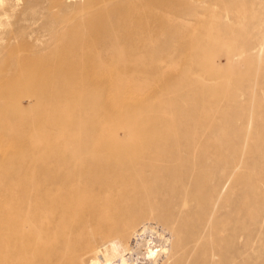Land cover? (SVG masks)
<instances>
[{"label": "rangeland", "instance_id": "rangeland-1", "mask_svg": "<svg viewBox=\"0 0 264 264\" xmlns=\"http://www.w3.org/2000/svg\"><path fill=\"white\" fill-rule=\"evenodd\" d=\"M108 163L59 232L47 172ZM100 183L125 226H96ZM2 222L7 264H44L43 238L94 229L73 241L87 250L130 223L178 235L173 264H264V0H0Z\"/></svg>", "mask_w": 264, "mask_h": 264}, {"label": "bare ground", "instance_id": "bare-ground-1", "mask_svg": "<svg viewBox=\"0 0 264 264\" xmlns=\"http://www.w3.org/2000/svg\"><path fill=\"white\" fill-rule=\"evenodd\" d=\"M112 88V87H111ZM125 95V94H124ZM100 135V134H99ZM96 143V142H95ZM5 144V143H4ZM95 146V145H94ZM93 146V147H94ZM95 148V147H94ZM119 155V154H118ZM118 157V156H117ZM120 157V156H119ZM133 157V156H132ZM131 157V158H132ZM108 158V157H107ZM106 158V159H107ZM112 158V157H111ZM130 158V157H129ZM142 158V157H141ZM120 159V158H119ZM118 159V160H119ZM125 160H128V159H124V163H122L123 165L125 164ZM130 160V159H129ZM136 160V159H135ZM95 161V160H94ZM93 161V162H94ZM100 160H98V162H99ZM102 161V160H101ZM117 163H119L118 161H117V159L115 160ZM114 161V162H115ZM137 161V160H136ZM142 161V160H141ZM88 162H89V160H88ZM104 162V161H103ZM121 162H122V158H121ZM129 162V161H128ZM127 162V163H128ZM53 163V162H52ZM82 163V162H81ZM92 163V162H91ZM112 163V162H111ZM111 163H108L107 165H105V168H101V171L99 172V173H96V174H92L90 171H88V169H87V167H86V169H87V171L86 172H84L82 175V177H75V175H71V176H69V175H67L69 172L68 171H64V172H59V174H57V175H53L52 173H51V170H49L48 172H47V174L45 175V178H44V182H45V185H46V191L45 192H47V193H50L51 195L52 194H57V201L59 202V204L60 205H62V209H60L61 211H60V213H59V215H58V222H56V229H57V227H58V229L60 228V229H63V228H67V227H69L68 226V224H67V222H68V220H69V218H71L72 216H75L76 215V213H75V208L74 209H72L71 207H74V206H72V204L73 203H75V206L76 205H79V203L80 202H82V199H83V197L85 196L84 194H88L89 193V188H95V187H93L95 184H94V182L93 181H95L94 179L96 178V180L97 179H104V177L106 176V173H109V172H113L114 171V169L116 168H119L118 166H115L116 165V163H114V166L111 164ZM86 164H89V163H86ZM95 164V163H94ZM121 164V165H122ZM85 165V164H84ZM97 165V164H96ZM98 165H100V164H98ZM101 166V165H100ZM158 166V165H157ZM124 167V166H123ZM89 168V167H88ZM164 168V167H163ZM48 169V168H47ZM90 169V168H89ZM123 169V168H122ZM125 169H126V167H125ZM125 169H124V171H125ZM123 171V172H124ZM46 172H44V173H46ZM79 173V172H78ZM95 173V172H94ZM118 173H119V171H118ZM139 173H140V171H139ZM30 174V173H29ZM29 174H27V175H29ZM32 175V174H31ZM79 175V174H78ZM104 175V176H103ZM116 175H118V174H116ZM33 176V175H32ZM108 176H109V174H108ZM110 176H112V175H110ZM109 176V177H110ZM114 176H115V174H114ZM143 176V175H142ZM20 177H22V176H18V178L17 179H19ZM120 177H121V175H120ZM31 178V177H30ZM106 178H107V176H106ZM105 178V179H106ZM111 178V177H110ZM113 178V177H112ZM117 178L119 179V176H117ZM20 179H22V178H20ZM18 180L19 182L21 181V180ZM67 179H69V186H68V190H63L62 188H61V185H62V183L64 182V181H66ZM109 179V178H108ZM143 179H144V177H143ZM149 179V178H148ZM27 180V179H26ZM29 180H31V179H29ZM32 181V180H31ZM100 181H103V180H100ZM109 181V180H108ZM108 181H107V183H108ZM22 182V181H21ZM25 182V181H24ZM38 182V181H37ZM106 182V181H105ZM34 182H31L30 183V185L31 184H33ZM95 183H96V181H95ZM112 183V182H111ZM120 184H121V182H119ZM65 184V183H64ZM110 184V183H109ZM114 184V183H113ZM34 185H35V183H34ZM104 185V184H103ZM101 183L100 184H96V186L100 189V190H102L103 191V196H102V192L100 193L101 195L100 196H102L101 197V200H100V204L101 205H96V206H94V207H97V206H99L98 207V209H96V214L95 213H93V214H95L94 216H95V220H96V226H98V228H99V226L102 224L103 225V223L105 224V223H108V225H110L111 226V224H110V222L111 221H113L112 220V216H113V214H114V216H116V218H119V223H121L120 222V219L121 218H125V219H129V216H132V213L130 212V211H128L127 212V210L126 211H122L120 208H117V207H114L116 210H118V212L117 213H114L113 211L114 210H112L113 208H110L111 207V204H110V202H112L113 200H115V199H113L112 198V196L113 195H110L111 193H112V191L116 194V190H112L111 188H114L112 185V187H106V185H105V187L103 186ZM108 185V184H107ZM116 185H118V184H116ZM24 186V185H23ZM33 186V185H32ZM44 186V185H43ZM120 186H123L122 184L120 185ZM27 187H29V185L27 186ZM31 187V186H30ZM30 187H29V189H30ZM128 187H130V186H128ZM121 188H123V187H121ZM97 189V188H96ZM115 189H116V187H115ZM125 189V188H124ZM131 188H129V190H130ZM126 190V189H125ZM128 190V189H127ZM132 190V189H131ZM98 191L99 190H97V193H98ZM133 191V190H132ZM126 193V191L124 192V194ZM128 193H130V192H128ZM135 193V192H134ZM132 194V193H131ZM46 195V194H45ZM90 195H91V193H90ZM126 196V195H125ZM134 196V195H133ZM47 197V196H46ZM55 197V196H54ZM127 198H128V196H126ZM50 198V197H49ZM53 198V197H52ZM85 198V197H84ZM94 198V196L92 197V199ZM130 198V197H129ZM129 198H128V200H129ZM131 198H132V196H131ZM86 199V198H85ZM85 199H83V200H85ZM120 199V198H119ZM156 199V198H155ZM48 200V199H47ZM158 200V199H157ZM50 201H51V199H50ZM93 201V200H92ZM92 201H90L91 203H92ZM119 202H121L120 200H118ZM45 202V201H44ZM52 202V201H51ZM86 202V205H87V201H85ZM48 203V202H47ZM155 203V206H157V207H159V208H161L159 205L160 204H158V201H155L154 202ZM49 204V203H48ZM83 204V203H82ZM128 204V203H127ZM130 204V203H129ZM123 205V208L125 207L126 208V206H130V205ZM137 204V203H136ZM81 205V204H80ZM92 205V204H91ZM91 205H90V207H91ZM94 205V204H93ZM122 205V204H121ZM135 205V204H134ZM81 206H83V205H81ZM80 206V207H81ZM88 206V205H87ZM154 206V205H153ZM46 207H48V206H46ZM45 207V208H46ZM50 207V206H49ZM57 207H58V205H57ZM87 208H89V207H87ZM86 207L84 208V209H87ZM122 208V207H121ZM129 208V207H128ZM57 209V208H56ZM91 209V208H90ZM162 209V208H161ZM92 211H93V209H91ZM77 211H79V210H77ZM86 211H88V210H86ZM90 211V210H89ZM55 212V211H54ZM94 212V211H93ZM41 213H43V211L41 212ZM45 213H47V212H45ZM56 213H57V211H56ZM78 213H80V212H78ZM90 213H92V212H90ZM113 213V214H112ZM58 214V213H57ZM84 214V213H83ZM40 215V214H39ZM42 215V214H41ZM47 215V214H46ZM53 215H54V213H53ZM53 215H52V217H53ZM80 215H82V214H80ZM79 215V216H80ZM85 215H87V213L85 214ZM92 215V214H91ZM55 216H56V214H55ZM83 216V215H82ZM134 216V215H133ZM45 217V216H44ZM47 217V216H46ZM51 217V218H52ZM86 217H88V216H86ZM93 217V216H92ZM39 218V217H38ZM43 218V217H42ZM50 218V217H49ZM54 218V217H53ZM89 218H90V216H89ZM114 218V217H113ZM48 219V218H47ZM88 219V218H87ZM115 219V218H114ZM35 220H37V217H36V219ZM35 220H33V221H35ZM54 220H55V218H54ZM57 220V219H56ZM72 220H74V218L72 219ZM77 220H78V218H77ZM91 220H93V218H91ZM90 220V221H91ZM137 219H136V216H135V221H136ZM50 221H52V219L50 220ZM71 221V220H70ZM86 221V220H85ZM134 221V220H133ZM132 221V222H133ZM38 222V221H37ZM84 222V221H83ZM95 222V221H94ZM115 222V221H114ZM129 222V221H128ZM127 222V223H128ZM33 224H35L36 222H32ZM39 223H40V220H39ZM69 223V222H68ZM118 223V222H117ZM122 223H124L123 224V226H125V224H127V223H125V221L124 222H122ZM122 223H121V225H122ZM38 224V223H37ZM36 224V225H37ZM85 224V223H84ZM87 224H88V222H87ZM95 224V223H94ZM113 224H115V223H113ZM130 224H132V223H130ZM130 224H129V227L128 228H126L125 230H121V228H120V230H121V232H125V233H122L121 234V236L119 235V234H117L118 232V230H119V228L118 229H116V225H119V224H116L115 225V229H116V231L114 230V227H113V230L115 231V233H114V231H112V228L110 227V229L109 230H107V231H110L109 233H108V236L109 237H106V238H104V239H102L101 240V238H100V240H98L99 241V244H97L96 246H93L94 244H90V245H92V247L91 248H89V246H88V243L87 244H83L84 246H88L87 248V250H85V248L83 249V250H85L84 252H82L83 250H81V247H83L81 244H80V242H79V244L81 245V247L79 246V245H76V246H79L80 247V249H79V247L77 248L75 245V247L77 248V251H80V252H82L80 255H76V257H74L73 255H74V251H75V247L73 246V243H75V242H73V241H77L78 240V238H83L84 237V239H85V235H86V238H88L89 237V235H91L92 234V232L90 233L89 231H93L94 229V227H92L91 229H93V230H88L87 231V229L86 230H83L82 228H79L78 229V231L77 232H75L74 233V230L72 231L73 233L72 234H74V237L73 236H70V237H72V239H70L71 240V242L70 243H66L65 241H62V240H60L61 238L59 237L58 239L56 238L57 237V235H56V237H55V239H57V240H55V239H53V238H43V241H42V244L44 245L43 247H45V246H48V249H49V253L48 254H46V256H45V260H44V264H54L53 262H55V261H58L59 263L60 262H65V263H68V264H71V263H69V262H73L74 264H173V262H174V255H175V252L176 251H179L180 250V244H181V239H179V237H178V235H177V239L174 241V242H172V235L169 233V232H167V231H162L161 229H159L158 227H156V226H148L147 224H140V223H138L137 225H135L134 226V224H133V226H130ZM136 224V223H135ZM32 225V224H31ZM67 225V226H66ZM70 225H72V223L70 224ZM75 225V224H74ZM90 225V224H89ZM106 225V224H105ZM7 226V223H3L2 222V224L0 225V264H7V262H6V260H9V255H8V253H6L8 256L6 257V254H3V253H5V252H7L6 250L9 248H7V246L5 245L8 241H5V237L3 236V234L4 233H2V231L5 229V227ZM34 226V225H33ZM38 226V225H37ZM34 227L35 229H37V230H39L38 232L40 233V231L42 232V229H40V227ZM77 226H79V225H77ZM123 226H122V228H123ZM128 226V225H127ZM137 226V228H135ZM32 227V226H31ZM53 227H54V225H53ZM74 227H76V225L74 226ZM84 227V226H83ZM88 227V226H87ZM90 227V226H89ZM100 227H102V226H100ZM107 226H105V228H106ZM119 227V226H118ZM39 228V229H38ZM51 228V227H50ZM49 228V229H50ZM86 228V227H85ZM135 228V229H134ZM33 229V228H32ZM54 230H56L55 228H53ZM57 229V230H58ZM60 229H59V232H61L60 231ZM69 229H71V227L69 228ZM88 229H90V228H88ZM106 229H108V228H106ZM27 230V229H26ZM52 230V229H51ZM103 230H104V226H103ZM27 231H29V230H27ZM67 231H68V229H67ZM67 231H66V233H67ZM99 231H100V229H99ZM58 232V233H59ZM62 232H64V231H62ZM69 232V235H71V233H70V231H68ZM94 232V231H93ZM95 232H96V229H95ZM117 232V233H116ZM99 232L97 231V233H95V234H92V236H94V235H96V234H98ZM105 233H106V231H105ZM104 233V234H105ZM119 233H120V231H119ZM37 234V233H36ZM35 234V235H36ZM88 234V235H87ZM101 233H99V235H100ZM124 234V235H123ZM29 235V234H28ZM28 235H26V236H28ZM102 235H103V233H102ZM101 235V236H102ZM38 236L40 237V235L38 234ZM59 236V235H58ZM100 236V237H101ZM104 236H107V234H105ZM4 237V238H3ZM13 237V236H12ZM53 237V236H52ZM68 237V236H67ZM96 238H97V236H95ZM99 237V236H98ZM69 238V237H68ZM74 238V239H73ZM94 238V237H93ZM96 238H95V240H96ZM63 239V238H62ZM90 239H92V237H90ZM97 239H99V238H97ZM65 240H66V237H65ZM85 240H83V242H84ZM6 242V243H5ZM69 242V241H68ZM86 242H87V240H86ZM91 242V240L89 241V243ZM5 243V244H4ZM92 243H95L94 242V240L92 241ZM11 244V243H10ZM9 244V242H8V244L7 245H10ZM77 244H78V241H77ZM25 245H29V244H27V242H26V244H24L23 246H21V248H23L24 247V249H25ZM6 246V247H5ZM41 246V245H40ZM42 248V247H41ZM40 248V249H41ZM4 249V251H2ZM6 249V250H5ZM46 249V248H45ZM79 249V250H78ZM40 251V250H39ZM70 251H72V253H73V255L72 254H69L68 255V253L70 252ZM41 252H45L44 250L43 251H41ZM80 252H78V253H80ZM71 253V252H70ZM77 253V252H76ZM75 253V254H76ZM13 253H11V255H12ZM66 256V258H69L70 259V261H68V259L66 260V261H63L64 260V258H65V256ZM15 256V255H14ZM68 256H71V257H68ZM12 257V256H11ZM64 257V258H63ZM52 258H54V259H56V260H52ZM62 258H63V260H62ZM65 258V259H66ZM84 258H88V262L87 263H84ZM10 259H12V258H10ZM13 259H14V257H13ZM12 259V260H13ZM87 260V259H86ZM14 261V260H13ZM68 261V262H67ZM9 263H10V261H9ZM57 263V262H56ZM55 263V264H56ZM58 263V264H59ZM62 263H60V264H62ZM65 263H63V264H65ZM72 263V264H73Z\"/></svg>", "mask_w": 264, "mask_h": 264}]
</instances>
